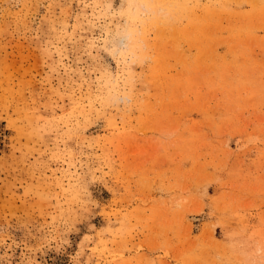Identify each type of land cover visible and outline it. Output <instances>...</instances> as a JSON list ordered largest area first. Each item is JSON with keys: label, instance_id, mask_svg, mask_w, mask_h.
<instances>
[{"label": "rangeland", "instance_id": "374dc122", "mask_svg": "<svg viewBox=\"0 0 264 264\" xmlns=\"http://www.w3.org/2000/svg\"><path fill=\"white\" fill-rule=\"evenodd\" d=\"M0 264H264V0H0Z\"/></svg>", "mask_w": 264, "mask_h": 264}]
</instances>
